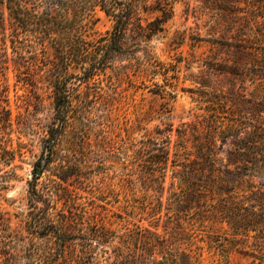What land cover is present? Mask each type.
I'll return each mask as SVG.
<instances>
[{
	"label": "rangeland",
	"instance_id": "374dc122",
	"mask_svg": "<svg viewBox=\"0 0 264 264\" xmlns=\"http://www.w3.org/2000/svg\"><path fill=\"white\" fill-rule=\"evenodd\" d=\"M2 12L7 18L0 7ZM156 14L143 15L150 20ZM80 15L88 38L112 28L98 6ZM11 32L5 21L0 26V264H25L29 249L56 247L53 239L42 245L43 234L33 229L36 205L43 206L34 187L50 198V211H56L55 204L83 206L91 228L115 233L106 242L91 243V264L111 263L116 249L127 247L158 259L169 251L173 264H264V240L252 232L247 237L195 208H169L170 184L182 169L172 166V160L182 159L176 151L193 159L196 143L215 126L210 115L228 125L246 105H264V78L257 75L264 63V10L255 0L174 1L163 30L148 42L152 59L140 50L132 64L119 58L88 83L71 77L68 124L44 166V139L55 121L51 64L43 40L24 29ZM116 65L128 67L116 73ZM165 147L170 151L162 183L154 161ZM229 147L228 141H216L217 157L225 158ZM52 185L61 196L50 192ZM70 237L77 238L67 249L79 250L78 234Z\"/></svg>",
	"mask_w": 264,
	"mask_h": 264
},
{
	"label": "trees",
	"instance_id": "16d2710c",
	"mask_svg": "<svg viewBox=\"0 0 264 264\" xmlns=\"http://www.w3.org/2000/svg\"><path fill=\"white\" fill-rule=\"evenodd\" d=\"M174 1L177 0H0V7L7 13V18L4 12L0 13V26L4 27L7 21L12 36L18 29H24L43 40L42 50L51 64L55 121L44 139L43 166L54 156L68 124L67 105H73L74 98L69 90L70 78L88 83L119 58L131 63L140 50L152 59L148 42L163 30ZM255 1L257 7L264 10V0ZM96 6L112 19L113 25L104 34L88 38L80 14L85 8ZM155 11L159 14L150 20L143 15ZM116 66V73L128 67ZM257 70V75L264 78V63ZM243 109L240 117L229 119L228 125L217 124L219 120L214 119L217 114L210 115L215 126L210 125L205 132L204 142L196 143L193 159L187 157L191 155L189 152L181 154L176 151L175 155L182 156V159L172 160V166L182 169L173 176L170 184L173 201L169 208L174 206L176 210L186 212L195 208L207 218L226 220L234 231H241L247 237L252 232L255 239L264 240V105H246ZM218 140L221 145L227 141L230 144L225 158L216 155L220 150L216 149ZM169 151V147H165L162 158L154 161L156 170L162 174V183ZM56 185H52L50 192L61 196ZM33 194L43 202V206L36 205L33 229L36 234H43L42 245L53 239L50 244L56 247L29 249L23 255L25 264H91V243L106 242L115 234L101 226L91 228L89 221H85L83 206L58 208L55 204L56 211H50V198L35 187ZM72 234H78L81 240L79 250L67 249L69 243L76 242L77 237H70ZM160 256L158 259L153 253L146 255L138 248H117L116 259L107 264H173L169 251Z\"/></svg>",
	"mask_w": 264,
	"mask_h": 264
},
{
	"label": "water",
	"instance_id": "95a60500",
	"mask_svg": "<svg viewBox=\"0 0 264 264\" xmlns=\"http://www.w3.org/2000/svg\"><path fill=\"white\" fill-rule=\"evenodd\" d=\"M38 172H40V170H38Z\"/></svg>",
	"mask_w": 264,
	"mask_h": 264
}]
</instances>
